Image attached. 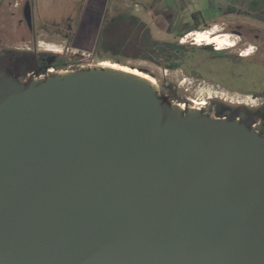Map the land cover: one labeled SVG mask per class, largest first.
Segmentation results:
<instances>
[{
  "label": "water",
  "instance_id": "water-1",
  "mask_svg": "<svg viewBox=\"0 0 264 264\" xmlns=\"http://www.w3.org/2000/svg\"><path fill=\"white\" fill-rule=\"evenodd\" d=\"M104 66L0 70V264H264V135Z\"/></svg>",
  "mask_w": 264,
  "mask_h": 264
},
{
  "label": "rangeland",
  "instance_id": "rangeland-1",
  "mask_svg": "<svg viewBox=\"0 0 264 264\" xmlns=\"http://www.w3.org/2000/svg\"><path fill=\"white\" fill-rule=\"evenodd\" d=\"M104 1L109 10L106 26L117 21L115 27L109 28L105 44V48L114 54L105 52L100 57L95 50L99 29H94L97 33L91 37L94 45L72 46L69 39L78 29L86 9L100 10ZM238 2L242 3L222 0H99L97 6L96 0H9L6 9L0 12V49L37 48L57 52L68 58L66 69L81 68L80 65L97 66L101 62L127 66L152 77L160 90L165 84L171 91L167 95L170 98L176 95L174 102L181 101L185 107H200L207 113L211 109L213 115L215 100L232 107L240 105L255 109L264 106V95L254 94L264 89V0ZM195 12L202 13L204 23L199 30L195 29L197 22L192 18ZM132 21L140 29L147 28L156 39L194 44V36L189 33H204L217 27L218 35L229 34L234 45L219 49L215 43L200 44H211L216 50L246 60L238 64L227 63L223 73L215 71L212 75L218 79V84L191 76L189 71L195 64L176 69L157 66L149 60L132 57L131 45L115 46L114 38L119 28L125 22L136 27ZM231 88L252 91L242 93Z\"/></svg>",
  "mask_w": 264,
  "mask_h": 264
},
{
  "label": "trees",
  "instance_id": "trees-1",
  "mask_svg": "<svg viewBox=\"0 0 264 264\" xmlns=\"http://www.w3.org/2000/svg\"><path fill=\"white\" fill-rule=\"evenodd\" d=\"M201 14V12H195L192 15L193 20L197 22L195 25L196 30H199L201 24L204 23ZM115 23L112 25L113 27H115ZM109 31V29H103L99 35L98 44L96 45L95 50L100 57L104 56L105 52L114 54V52L112 53L110 49L105 48L107 41L106 34L110 33ZM114 40V44L117 47L131 45L129 52L132 57L149 60L160 67L176 69L184 67L185 65L195 64L196 67L194 66L193 70L191 72L189 71L191 76L202 78L206 81L217 84L219 83L217 82L218 79L213 76L215 71L218 73H223L227 63L238 64L239 62L246 60L238 55H230L226 51L216 50L211 44L197 45L194 43H180L178 40L162 41L154 38L151 35V31H148L147 28L140 29L137 25L136 27L129 26V23L126 22L123 24L122 28H119ZM67 59L68 58L61 54L59 63L55 64V67L58 70L66 69L69 62ZM231 90H236L242 93H250L252 91L250 89L242 90L235 88H231ZM170 92V88L163 84L160 93L167 95ZM254 94L257 96L264 95V89L261 92L255 91ZM176 98L177 97L174 94V97L170 99L174 101L173 99ZM215 102H217L216 106L214 107L215 115L223 117L225 107L229 105L218 100H215ZM178 103H181V101ZM210 111L213 112L210 109L209 113H211Z\"/></svg>",
  "mask_w": 264,
  "mask_h": 264
},
{
  "label": "flooded vegetation",
  "instance_id": "flooded-vegetation-1",
  "mask_svg": "<svg viewBox=\"0 0 264 264\" xmlns=\"http://www.w3.org/2000/svg\"><path fill=\"white\" fill-rule=\"evenodd\" d=\"M96 3L97 6L100 5L99 0H96ZM101 6L100 10L94 7L86 9L79 21L78 29L70 36L69 40L72 46L83 47L91 45L93 43L91 42V37L95 32L97 33L94 29H99L95 40L96 48L99 35L103 29L108 30L115 23L114 21L106 26L105 21L109 10L107 5H105V1L102 2ZM59 59V53L39 51L37 48L25 50L0 49V70H6L20 81H25L31 76L44 74L48 68L58 64ZM223 115V117L237 119L246 123L253 122L252 125L264 135V106L252 109L240 105L234 107L229 105L225 107Z\"/></svg>",
  "mask_w": 264,
  "mask_h": 264
},
{
  "label": "bare ground",
  "instance_id": "bare-ground-1",
  "mask_svg": "<svg viewBox=\"0 0 264 264\" xmlns=\"http://www.w3.org/2000/svg\"><path fill=\"white\" fill-rule=\"evenodd\" d=\"M191 34L194 36L193 40L197 44H200L203 42L213 43V44L215 43V44H217V46H219L218 47L219 49H223L224 47H232L234 45V41L231 39L229 34L228 35H226V34L218 35L217 27H214L210 31H206L204 33H200L199 31H197L196 33L195 32L189 33V35H191ZM99 66L112 67V68L122 69L124 71H132L133 73L143 75L144 77H147L148 79H151V81L155 82V80L152 77H150L149 75L144 74V73H142L136 69H130L127 66H119L117 64H109L106 62H101L99 64ZM202 104L203 103H201V105ZM196 108H198V107H196Z\"/></svg>",
  "mask_w": 264,
  "mask_h": 264
},
{
  "label": "crops",
  "instance_id": "crops-1",
  "mask_svg": "<svg viewBox=\"0 0 264 264\" xmlns=\"http://www.w3.org/2000/svg\"><path fill=\"white\" fill-rule=\"evenodd\" d=\"M209 1H212V0H209ZM214 1L219 2V0H214ZM222 1L229 2V3H242V2H238L239 0H222ZM246 1H254V0H245V2ZM8 4H9V0H0V10H1L0 12L5 10L6 9L5 5L8 6ZM228 8H229V6L227 7V9ZM230 9H232V8H230ZM232 11H234V10H232ZM91 45H94V43H92Z\"/></svg>",
  "mask_w": 264,
  "mask_h": 264
},
{
  "label": "built area",
  "instance_id": "built-area-1",
  "mask_svg": "<svg viewBox=\"0 0 264 264\" xmlns=\"http://www.w3.org/2000/svg\"><path fill=\"white\" fill-rule=\"evenodd\" d=\"M195 44H196V42H195ZM80 66L85 67L84 65H80ZM57 71H61V70H58L55 66H53V67L48 68L44 74H40L39 76H35V77L45 76L47 74L57 72ZM182 106L185 108V105H182Z\"/></svg>",
  "mask_w": 264,
  "mask_h": 264
}]
</instances>
